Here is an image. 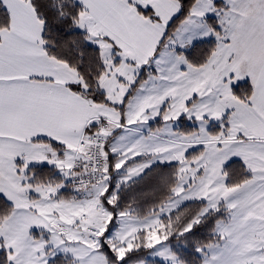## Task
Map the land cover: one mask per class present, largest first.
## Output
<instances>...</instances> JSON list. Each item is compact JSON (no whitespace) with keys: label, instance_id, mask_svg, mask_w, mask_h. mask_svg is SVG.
Wrapping results in <instances>:
<instances>
[{"label":"snow or ice","instance_id":"obj_1","mask_svg":"<svg viewBox=\"0 0 264 264\" xmlns=\"http://www.w3.org/2000/svg\"><path fill=\"white\" fill-rule=\"evenodd\" d=\"M0 264H264V0H0Z\"/></svg>","mask_w":264,"mask_h":264}]
</instances>
